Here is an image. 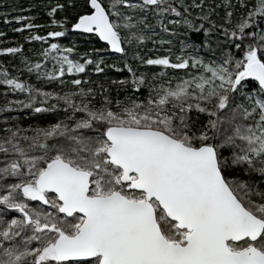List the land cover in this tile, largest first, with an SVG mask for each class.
<instances>
[{"label": "snow or ice", "instance_id": "snow-or-ice-1", "mask_svg": "<svg viewBox=\"0 0 264 264\" xmlns=\"http://www.w3.org/2000/svg\"><path fill=\"white\" fill-rule=\"evenodd\" d=\"M44 11L42 24L0 13L40 43L0 47L19 57L14 71L0 62V264H264V0ZM181 29L179 52L160 54L161 34ZM77 37L116 59L79 51ZM120 65L122 96L83 75ZM20 110L52 118L25 125Z\"/></svg>", "mask_w": 264, "mask_h": 264}, {"label": "trees", "instance_id": "trees-1", "mask_svg": "<svg viewBox=\"0 0 264 264\" xmlns=\"http://www.w3.org/2000/svg\"><path fill=\"white\" fill-rule=\"evenodd\" d=\"M47 3V0H3L2 3H0V13H3L5 11L9 12V15H23V16H32L34 17L33 23L36 24H42V23H46L48 20V17L44 11V5ZM15 6V10H10V6ZM222 12V9L220 10ZM217 19H219V17H217ZM18 27V24H16L15 22L6 25L3 21L2 16H0V31L4 32L3 36H0V47H10V46H14L17 43H21L23 44V49L25 51V53H27V49L29 47L32 48H39L40 47V43L39 42H35V43H31V42H27L24 41L23 37L28 34L27 30L23 31V32H15L12 29ZM48 29L47 28H43V29H39V34H44V32H46ZM183 32V30L179 31V37H185L183 34H181ZM176 38V36H175ZM71 37H64V38H60L59 42L60 43H67L68 40H70ZM78 41V50L79 51H86L89 48H96V49H100L101 51L99 53H96V55H101V56H108L110 55L111 58L105 60L106 64H110L112 63L113 59H116L115 56H113L112 54H110V52L105 50V45L102 44L98 38L96 37H77L76 38ZM187 39H189L192 42H195L197 44H202L203 43V39H204V34L202 32L200 33H196L194 31H189L187 33ZM176 40V39H175ZM86 43L92 44V46H87ZM199 54L202 55H207V49H199ZM35 59V57H33ZM0 62H3L6 66L9 67V71H14L11 67L12 64H16L19 65V57L18 56H13L12 54H0ZM132 63L135 65V61H132ZM103 67V65H101ZM157 69H155L154 67L151 68V70H149V72L151 71H155ZM171 71V70H170ZM83 75H88L89 77L92 76H96V77H101L100 80L98 79L97 82H94L93 86L95 87L97 84H104L106 87H108L111 91L110 94L115 96L116 92L118 89H120V95L122 96L124 94L123 92V88L125 86L123 85H119V84H113L111 83L112 80H117L119 81L121 77H128L130 74L127 72L126 69L123 68L122 65H120V70L117 71L115 68H105L104 71L102 73H96L94 71H89L87 73H84ZM23 77H28L32 82H36L34 77L29 76L28 73H23L22 74V78ZM45 87H52L51 84H45ZM3 85H0V88H3ZM128 91L131 92L133 91V89H131L130 87L128 88ZM97 92H99V88H97ZM12 95L14 98L15 94H10ZM137 95H139V93H137ZM3 102L2 99V93H0V103ZM10 115H19L21 117L22 122L26 125L29 123H32L33 121L37 122V123H45L47 122L48 119H51L52 117L50 115H46L45 117L39 116L35 113H32L31 117L25 115V110H20L19 112H12L10 113Z\"/></svg>", "mask_w": 264, "mask_h": 264}, {"label": "rangeland", "instance_id": "rangeland-1", "mask_svg": "<svg viewBox=\"0 0 264 264\" xmlns=\"http://www.w3.org/2000/svg\"><path fill=\"white\" fill-rule=\"evenodd\" d=\"M181 30H182V29H181ZM179 31H180V30H178V34L176 35V38H175V36H172V35H170V34H161V36L163 37V39H164L165 41L170 40V41H171V44L165 43V44H163V45L161 46V45L159 44V42H158L157 45H156V47L159 48V49L161 50V51H160V54H164V51H163V50H164V49H167V48H169V47L172 48V50H173L174 53H175V52H179L180 47H181V45H180V41L186 39V37H179V38H178ZM155 39H157V41H159L160 37H156ZM175 39H176V40H175ZM86 45H87V46H92V44H89V43H86ZM151 47H152L151 42H148L146 48L142 50V54H143V51H147V49H148V48H151ZM186 51H190V50H187V49H186ZM149 54L151 55L152 53H149ZM200 55H202V54H200ZM98 56L103 57L105 60H107L108 58H109V59L111 58L110 55H108V56H101V55H98ZM113 60H114V59H113ZM136 63H137V62L135 61V64H136ZM151 68H152V67H148L147 69H142V70L149 71V70H151ZM89 78H90V80L92 81V84H91L90 86H93L94 82H97L98 79L100 80L101 77L92 76V77H89ZM86 86H89V85H86Z\"/></svg>", "mask_w": 264, "mask_h": 264}, {"label": "water", "instance_id": "water-1", "mask_svg": "<svg viewBox=\"0 0 264 264\" xmlns=\"http://www.w3.org/2000/svg\"><path fill=\"white\" fill-rule=\"evenodd\" d=\"M101 42V41H100ZM102 44H104V42H101ZM105 45V44H104ZM111 54V53H110Z\"/></svg>", "mask_w": 264, "mask_h": 264}]
</instances>
